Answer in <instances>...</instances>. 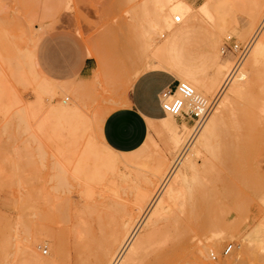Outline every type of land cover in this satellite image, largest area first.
<instances>
[{
	"label": "rangeland",
	"instance_id": "374dc122",
	"mask_svg": "<svg viewBox=\"0 0 264 264\" xmlns=\"http://www.w3.org/2000/svg\"><path fill=\"white\" fill-rule=\"evenodd\" d=\"M150 1L0 0V28L3 29L0 33V239H2L0 240V247L3 244V237L4 239L9 238L12 241L11 244L14 245H12L14 248H7L5 255L10 253L7 255L9 258L7 259V256L5 259L3 258L1 264H20L19 262H22L21 250L29 246L37 248L38 254L44 258L54 257L60 263H65L67 258L75 253L73 227L77 224L76 222L79 220L78 224L83 225V229L87 227L88 230L84 229L87 232L93 224L91 226L92 231L93 228L97 227L96 224L105 218V211L109 204L111 205L114 202V198L117 199L115 195L110 194V196L104 192L103 197L105 198H101L102 185L98 188L99 184L94 186L91 182V184L86 183V181L84 183V179H82L84 185L81 182L78 183L83 177H81L82 175L77 176V173L75 175L74 170H77V163L82 162L83 158L79 155L82 148L88 147L86 144V142L88 143V137H90V134L92 136V133L93 136L97 134L95 127L100 124L103 126L105 118L113 110L130 105L131 88L126 92L127 94H124L126 88L123 81H121L122 77L120 76L122 75L118 71H115L112 75H99L93 58H90L92 69L87 73V80L79 76V69L84 57L89 58L88 52L92 51L95 44L102 38L107 39V45L115 50L124 36L129 38V33H136L135 30L130 32V28H128L132 19L140 20L141 24L147 27L152 22V20H149L154 17L153 6L149 3ZM187 1L196 10L208 0ZM221 1V4L225 2L224 6L218 4L222 11L223 8L225 10L218 22L219 33L224 35L221 45L223 39L228 36H234L240 43H244L252 37L254 38L255 35L258 36L259 26L248 37L238 38L239 33L247 31L249 22L264 0ZM145 2L149 4L146 10L141 11L137 8L138 5L140 6ZM143 13H146V15H143ZM147 16H150L149 20L144 18H147ZM28 24H31L30 27ZM1 25L3 26L1 27ZM4 26L7 27L3 28ZM204 46L205 42L197 39L188 48L199 53L200 50H204ZM234 59V54L229 52L224 56L222 64L232 68ZM247 61L248 59L245 63ZM168 75L171 79L177 80L174 75ZM62 88L68 89L70 92H64L63 94L61 92ZM260 90L256 93H262V90ZM72 91L79 94L76 98L80 97V100H75L73 95L76 96V93ZM214 93L208 95L207 99H211L215 95ZM38 94H41L40 98L45 110L35 111L26 108L29 104L36 103ZM61 94L62 96H60ZM220 94L218 97H220ZM258 94H255L252 98L249 96L248 102H251L256 95L258 97ZM218 97L213 106V112ZM62 100H65L68 104L75 102L80 109H78V114L82 113V118H80L81 116L78 118L79 115H74L77 119L72 116L74 120L72 121L71 118L70 121V124L73 122L75 125L81 123L79 126L74 125L75 128L73 126L70 128V125H68L69 127L65 125L69 124V119H67V123L60 119L61 127L59 126L61 123L56 119L58 127L55 125L54 117L49 116L50 120L48 119V111L46 110L59 105L58 102H62ZM19 102H22V104H19ZM249 109L251 110V107H248ZM213 112H210L209 115ZM51 119L53 120L51 121ZM88 119L93 121L94 128L88 126ZM174 119L178 124L186 123L190 128L199 125L195 119L191 118ZM97 121H100V123H97ZM45 122L47 123L45 124ZM55 126L59 129L58 131L54 130ZM102 126H100L101 130ZM63 127L66 128L63 129ZM93 129H95L94 132H91ZM260 130L261 128L254 132V138L238 160H233L227 155H223L221 159H216L205 149L197 158H192L200 164L208 158L211 165L204 172L198 174V180L191 184L184 197L176 198L171 204L176 216L181 221H179V225V222L176 224L175 230L173 228V231L169 233L170 236L168 234L171 242L168 243L171 246L164 243L163 245L167 246L165 249L163 245L160 246L163 250L172 251L173 253L168 256L166 263L164 261L162 264H201L196 250L198 251L202 245H207V238L215 237L217 233V238H225L226 240L224 239L216 247L217 249H209V252L213 251L218 254L216 260H211L208 254L209 258L207 260L209 262L218 264L226 259L234 258L237 259L238 264H264V253L261 250L264 243V227L258 225L264 219V211L256 207L254 191L256 187H252V184L248 183H257V180L262 177L260 166L264 159V128L261 130L263 135L260 136L262 141L259 140ZM70 134L71 136L74 134V137H71ZM60 135L61 140L59 139ZM78 135L80 140L76 138ZM149 135L156 140L163 151H165V146L171 143L172 136L170 134H162L159 137L150 131ZM63 137L66 138L65 141ZM52 138L53 140H50ZM72 138L73 140H71ZM219 140L220 138H217L215 142H219ZM72 141L73 145L71 144ZM69 143L71 147L73 146L70 147L71 151L76 150L73 151L74 153L68 148ZM61 144L63 149L67 148L74 157L67 154L64 159L60 154L58 155L57 150H61ZM57 145L60 146L59 149ZM67 150H65V154L69 153ZM169 159L172 160V156H169ZM85 160L83 162L86 163ZM86 174H88L87 171ZM76 176L80 178L79 181V178L75 179ZM86 177L88 179L87 175ZM246 181H248L247 184H245ZM85 184L86 186L87 184L90 185L95 191L86 187ZM39 188H41V191ZM120 191L121 189L118 190L119 194L121 193L120 197L117 193L118 199L122 198L124 200H120L123 202L126 200L125 202L130 203L131 197L129 196L131 193L127 195L129 192H125V194ZM86 192L90 196L91 194H94V196L90 198V196H86ZM122 194L127 195V197L122 196ZM43 195L47 199L46 203ZM48 195L50 196L49 200ZM30 196L34 197L31 199ZM38 197L39 201L43 200V203L38 201ZM100 200L107 201V207L97 208L95 205ZM128 202L127 204H129ZM112 205L114 204L112 203ZM92 207L99 209L98 212L102 210L101 216L99 215L100 219L96 220L97 214L92 216V214L98 213L94 212ZM79 209L80 211H78ZM90 209L93 210L91 215H89L90 212L88 214ZM85 210H87V213ZM88 215L92 216V219L88 218ZM75 216L77 217L75 218ZM84 219L87 220H85V224L88 223V220L90 223L92 220L93 223L89 226L88 224L85 225ZM30 223L35 227L37 225L41 231V236L39 240L36 239V242L35 235L30 238L29 232L26 231V227ZM179 226L181 229H179ZM177 229H179L178 234L174 233ZM166 238L168 241V237ZM171 239L173 240L171 241ZM167 241L165 242L167 243ZM228 243L233 244L232 251L228 255L221 256L219 253ZM17 252L18 255H16ZM152 257L151 255L148 259H152Z\"/></svg>",
	"mask_w": 264,
	"mask_h": 264
},
{
	"label": "bare ground",
	"instance_id": "6f19581e",
	"mask_svg": "<svg viewBox=\"0 0 264 264\" xmlns=\"http://www.w3.org/2000/svg\"><path fill=\"white\" fill-rule=\"evenodd\" d=\"M220 1L221 0H217L214 2L208 0L205 4L200 5L195 10L192 4L187 0H151L149 3L153 6L154 17L150 20L148 19L150 16H147V18L144 17L149 21L152 20L147 27L141 24L140 20L136 18L132 19L128 28H130V32L131 30H135L136 33H129V38L124 36L115 50L107 45V39L102 38V40H98L99 42L95 44L92 51L88 52V57L95 60L99 75H112L115 71H118L119 74L122 75L120 76L122 77L121 81H123V85L126 88L124 94L129 91L135 80L141 74L150 71H160L174 75L177 80L188 82L193 86L197 95L207 99L208 95L213 94L215 91V93L218 92L227 73L231 70L230 66L222 64L224 56L229 52L224 54L222 51L221 40L224 35L219 33L220 27H218V22L219 19L222 18V12H225V10L222 7V11L221 7H218V4L220 3V6H224L225 2L221 4L222 1ZM147 3L148 2H145L140 6L138 5L137 8L144 11L149 5ZM146 13H143V15H146ZM176 15L181 17V22L178 23L177 26H175L176 24L173 21ZM147 20L145 21L149 22ZM30 25L31 24H28L29 27ZM2 26L3 25H1V27ZM7 26H4L3 28ZM257 27L260 29V32L257 31L258 36L256 37L255 35L256 40L254 37L252 44L239 67L238 73L228 82L227 86L223 88V92L221 91L220 97H218V102L216 103V108L214 109V112L213 110L211 111L213 112L211 115L208 114L209 117L206 116L207 118L205 117L202 121H196L199 125H195L193 128L188 127L186 123H183L182 125L178 124L174 119L175 117L168 114H165L166 116L159 121L147 120L150 126L149 132L152 131L159 137L162 134H170L172 136L170 139L171 143L165 146L166 152L160 148L159 144L151 135H149L147 140L144 141L145 143L143 142V146L141 148L138 147L139 149L137 148L136 151L134 150L130 153L116 151L106 143L100 127L102 124L95 127L97 134H94V136L93 133L92 136L90 134V137H88V143L86 142L88 147L85 145V149L82 148L81 151H84L83 154H81V152V156L78 154L79 157L83 158L82 162L86 159V163H77V170H73L75 175L76 173L79 177L82 175L81 177L83 178H81V180L84 179V183L86 181V183H92L94 186H96L95 184H99V186L97 185L98 188L102 185V193L104 192L109 195H115L117 199H113L114 202L112 203L114 205L109 202L111 205L109 204L108 207L106 206V204H108L107 201L105 202L103 200H100L99 203L95 205L97 208H107L106 211L104 210L106 212L105 218L101 221L98 220L99 223L96 224L97 227L93 228L92 231V220L91 223L89 220L87 223L88 226L89 224L91 225L89 227V232H87V227H84V229H87L84 230L83 225L78 224L79 220L76 222L77 224L73 227L75 253L73 256H70L69 254L70 257L65 261L66 264H162L164 261L166 263V260L172 251L163 250L161 247L163 243H171L169 240V233L173 231V228L175 230L177 227L176 224L181 221L180 218L176 216L171 204H173L176 198L184 197V194L189 190L191 184L198 180V174L204 172L206 168L211 165L208 158L204 159L201 164L192 158H197L202 154V150L205 149L216 159H221L223 155H227L233 160H238L254 138V132L259 128H261V130L264 128V1L249 22L247 31L245 33H239L238 38L248 37ZM1 29L2 28H0V33L3 31V29ZM197 39L205 42L204 50H200L199 53L188 48ZM236 41L239 42L238 40ZM247 59L248 61L245 63ZM243 66H245L244 69ZM259 89L262 90V93L260 94L256 93ZM61 90L63 94L64 92H70L68 89L64 88ZM72 92L76 93V96L73 95L76 100V97H78L77 95L79 94L74 91ZM255 94H258V97L256 95L257 98L254 97L251 102H248V97L251 96L252 98ZM40 95L38 94L36 103H31L26 108L35 111L45 110ZM60 96H62V94ZM60 102H58L59 105L50 110H46L48 111V113L46 112L48 119L49 116L54 117L55 125L57 126L58 123L56 122V119H58V122H60V119L65 122L69 119V124H65V122L64 124L67 126L70 125V128H72V126L73 128L79 126L81 123L75 125L71 122L70 124L71 118L73 121V117L76 118V116L79 115V108L75 102L73 104H68L65 100H62L61 103ZM19 104H22V102H19ZM248 107H251V110H248ZM81 115L83 114L80 113L78 118ZM80 118H82V116ZM52 120L53 119H51V121ZM92 122V120L88 119V126L94 128ZM46 123L47 122H45V124ZM97 123H100V121H97ZM59 126L62 127V123ZM64 128L66 127H63V129ZM194 128L195 130H193ZM55 129L57 131L59 130L57 127L54 128V130ZM94 130L95 129L91 130V132H94ZM261 130L259 140L262 141L260 136H262L263 133H261ZM57 134L59 135V132ZM72 136L74 137V134H72ZM64 137L63 139L65 141L66 138ZM76 138L78 139L79 135ZM217 138H220L219 142H215ZM56 139L58 141L59 139L61 140V135L59 139ZM50 140H53V138ZM71 140H73V138ZM71 144L73 145V141ZM57 146L59 149L60 146ZM65 147L66 145L64 148ZM70 147L71 145L68 148L70 149ZM74 147L77 148L76 146ZM60 148L61 150H57L58 155L60 154L64 159L67 154H71L72 157H74L71 152L76 150L71 151L70 149L71 152H69L67 148L63 149L62 144ZM65 150L69 153L65 154ZM169 156H172V160L169 159ZM86 166L88 167V170ZM260 168L262 177L257 180V183L246 181L245 184L248 182L250 185L252 184V187H256L254 190L256 195V207L264 211V159L261 162ZM59 169L61 170L60 164ZM86 171L88 174H86ZM84 174L88 176V179ZM77 176L75 179L79 178ZM79 180L80 178L78 181ZM81 180L78 183H82L83 180ZM63 182L65 183V181ZM57 183L59 184V181ZM89 186L90 185L87 184L86 187L92 188ZM39 189L41 191V188ZM120 189V192L122 193L129 192L127 195L131 193L129 196L131 197V202L129 203L127 201L129 204L125 202L126 200L124 201L125 204L122 201L124 200L122 198L118 199V196L120 197L121 194L118 192ZM92 190H94V188H92ZM40 193L42 194V192ZM102 193L100 194L101 198L104 195V193ZM117 193L119 194L118 196ZM125 194H122V196L127 197ZM86 196L89 197L90 195L87 194ZM93 196L94 194H91L90 198ZM32 197L30 196L31 199ZM44 197L45 196L43 195V198ZM49 198L50 196L48 195V200ZM104 198L105 197H103V199ZM44 200L46 203L47 199L44 198ZM39 202L43 203V200ZM92 204L94 203L92 202ZM95 208H93L94 212H98L99 209L97 210V208ZM91 209L88 211V214L90 212L89 215L92 214L93 210L91 211ZM78 211H80V209ZM85 211L87 213V210ZM104 211L103 213L105 214ZM101 212L102 210L98 213L92 214V216L97 214L96 220L100 219ZM89 215L87 216L88 218L90 217ZM84 216H82V218H84ZM76 217L77 216H75V218ZM91 217L90 219H92ZM85 220L86 219H84V224L87 221ZM260 221L261 219L259 222ZM25 224H27V222H25ZM179 224L180 222L178 225ZM258 225L264 227V219ZM26 229V231L29 232L28 235L30 238L35 235V242L36 239L39 240L41 231L37 225L35 227L30 223ZM179 229H181L180 226ZM179 229L174 233H177ZM181 233L179 234L180 236ZM217 234H215V237L211 236L207 238V245H202L198 251L196 250L198 260L201 264H214L207 260V258H209V249H217L216 247L225 239L217 238ZM166 237H168V241ZM172 240L173 239H171V241ZM165 241H167V243ZM2 243L3 244L0 247V264L3 262V258L5 259L6 256L10 254L7 253V255H5L9 247L10 249L14 248V245L11 244L12 241L7 237L5 239L3 237ZM169 246H171V244ZM163 247L165 249L167 246L163 245ZM36 249L37 248L34 246H29L21 250L22 262L19 263L65 264L62 262L60 263L59 260L54 257L50 259L42 257L38 254ZM261 250L264 253V243ZM19 253L17 252L16 255ZM151 255L153 256L152 259H148ZM8 258L9 257L7 256V259ZM173 258L175 259V257ZM218 264H238V262L237 259L229 258Z\"/></svg>",
	"mask_w": 264,
	"mask_h": 264
},
{
	"label": "crops",
	"instance_id": "0c3cea01",
	"mask_svg": "<svg viewBox=\"0 0 264 264\" xmlns=\"http://www.w3.org/2000/svg\"><path fill=\"white\" fill-rule=\"evenodd\" d=\"M91 63V59L85 56L80 64L79 76L86 80L87 73L92 69ZM137 79L131 87L130 105L110 112L102 126L106 143L123 153L136 151L143 146L149 136L147 120L159 121L166 116L160 108L158 94L176 82L168 73L160 71L145 72Z\"/></svg>",
	"mask_w": 264,
	"mask_h": 264
},
{
	"label": "built area",
	"instance_id": "2783aa9c",
	"mask_svg": "<svg viewBox=\"0 0 264 264\" xmlns=\"http://www.w3.org/2000/svg\"><path fill=\"white\" fill-rule=\"evenodd\" d=\"M175 24L181 22V17L176 15L173 19ZM253 37L244 43L236 41L234 36H228L223 39L222 51L224 54L231 52L234 54V63L231 70L227 73L218 92L211 99L203 98L196 94L192 85L188 82L176 80L175 84L169 88L161 90L158 94L160 108L164 114L175 118H191L196 121H202L213 109L217 97L228 82L238 73L251 44ZM233 249V244L228 243L219 253L221 256L228 255ZM211 260H216L218 254L210 251Z\"/></svg>",
	"mask_w": 264,
	"mask_h": 264
}]
</instances>
